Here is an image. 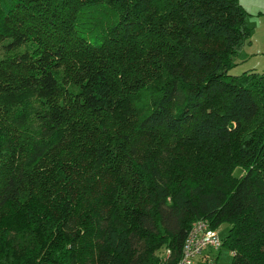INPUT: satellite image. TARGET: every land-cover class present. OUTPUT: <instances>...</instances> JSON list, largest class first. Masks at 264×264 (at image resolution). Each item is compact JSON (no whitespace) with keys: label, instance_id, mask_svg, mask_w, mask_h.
Here are the masks:
<instances>
[{"label":"trees","instance_id":"16d2710c","mask_svg":"<svg viewBox=\"0 0 264 264\" xmlns=\"http://www.w3.org/2000/svg\"><path fill=\"white\" fill-rule=\"evenodd\" d=\"M245 18L0 0V264H159L198 218L229 224V264H264V72L229 73Z\"/></svg>","mask_w":264,"mask_h":264},{"label":"rangeland","instance_id":"374dc122","mask_svg":"<svg viewBox=\"0 0 264 264\" xmlns=\"http://www.w3.org/2000/svg\"><path fill=\"white\" fill-rule=\"evenodd\" d=\"M238 2L246 10L245 20L247 26L251 29V38L250 42H247L233 57V66L230 68L229 73L240 74L246 69L264 72V0H238ZM234 173L239 175L242 170L237 168ZM228 228V223H221L217 227L221 239L225 236ZM214 255H217L216 264L230 263L231 254L227 248L222 247L219 251L214 252Z\"/></svg>","mask_w":264,"mask_h":264},{"label":"built area","instance_id":"2783aa9c","mask_svg":"<svg viewBox=\"0 0 264 264\" xmlns=\"http://www.w3.org/2000/svg\"><path fill=\"white\" fill-rule=\"evenodd\" d=\"M221 248L222 239L217 229L212 228L207 219L198 218L190 224L179 257L173 260L170 249L163 248L158 253L159 264H194L197 258L201 259L200 264H216L217 255L214 252Z\"/></svg>","mask_w":264,"mask_h":264},{"label":"crops","instance_id":"0c3cea01","mask_svg":"<svg viewBox=\"0 0 264 264\" xmlns=\"http://www.w3.org/2000/svg\"><path fill=\"white\" fill-rule=\"evenodd\" d=\"M200 263H201V259L200 258L195 259L194 264H200Z\"/></svg>","mask_w":264,"mask_h":264}]
</instances>
